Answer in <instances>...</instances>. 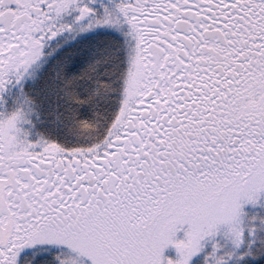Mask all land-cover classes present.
Masks as SVG:
<instances>
[{
	"label": "snow or ice",
	"instance_id": "1",
	"mask_svg": "<svg viewBox=\"0 0 264 264\" xmlns=\"http://www.w3.org/2000/svg\"><path fill=\"white\" fill-rule=\"evenodd\" d=\"M0 264H264V0H0Z\"/></svg>",
	"mask_w": 264,
	"mask_h": 264
}]
</instances>
